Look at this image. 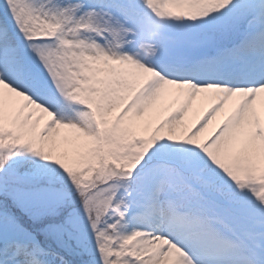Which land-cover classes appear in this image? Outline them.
I'll return each mask as SVG.
<instances>
[{
  "label": "snow or ice",
  "instance_id": "obj_1",
  "mask_svg": "<svg viewBox=\"0 0 264 264\" xmlns=\"http://www.w3.org/2000/svg\"><path fill=\"white\" fill-rule=\"evenodd\" d=\"M0 264H264V0H2Z\"/></svg>",
  "mask_w": 264,
  "mask_h": 264
},
{
  "label": "rangeland",
  "instance_id": "obj_2",
  "mask_svg": "<svg viewBox=\"0 0 264 264\" xmlns=\"http://www.w3.org/2000/svg\"><path fill=\"white\" fill-rule=\"evenodd\" d=\"M0 3H2V0H0ZM194 116H195V112L194 111H190L189 115H188V118L191 119V118H194Z\"/></svg>",
  "mask_w": 264,
  "mask_h": 264
}]
</instances>
